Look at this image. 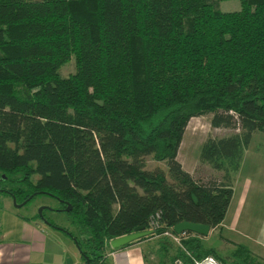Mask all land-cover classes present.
<instances>
[{
	"label": "trees",
	"instance_id": "16d2710c",
	"mask_svg": "<svg viewBox=\"0 0 264 264\" xmlns=\"http://www.w3.org/2000/svg\"><path fill=\"white\" fill-rule=\"evenodd\" d=\"M218 1L0 0V210L4 196L70 205L76 233L34 217L63 231L82 264H108L110 241L137 226L152 232L121 247L157 236L156 264H263L243 244L223 254L206 236L161 235L184 220L218 231L231 174L264 134V0L233 11ZM71 57L75 72L61 77ZM208 114L239 131L203 142L201 161L223 172L204 182L177 153L190 118ZM147 156L167 171L147 169Z\"/></svg>",
	"mask_w": 264,
	"mask_h": 264
},
{
	"label": "rangeland",
	"instance_id": "374dc122",
	"mask_svg": "<svg viewBox=\"0 0 264 264\" xmlns=\"http://www.w3.org/2000/svg\"><path fill=\"white\" fill-rule=\"evenodd\" d=\"M216 7L221 11L238 10L240 8V2L239 0H222L217 2ZM75 69V61L74 58L71 57L68 62L60 67L59 75L61 77H66L74 73ZM211 118V114L198 115L190 118L177 153V160L181 163L183 169L189 172L195 179L204 182L209 179H214L215 177H220L221 180L223 172L217 171L208 163L201 161L200 151L203 142L209 137L220 138L239 131L238 128L213 127ZM155 167L167 171L165 161H155L151 159V156H147L146 168L153 169ZM231 176V183L234 190L232 208H234L237 200L246 198L247 205H244L243 216L249 218L253 213H256L258 220L264 221V134L261 131H256L253 134L248 147L244 150L238 171L231 174ZM33 178H36V175H34ZM3 198L7 201V204L5 202V206L9 208L11 213L18 212L21 215H27L30 212H34L35 215H38L43 212L44 216L56 223L58 227H66L68 230L76 233V228L72 224V218L70 214L66 212L68 211L66 210L67 207L65 211L60 207L61 203L54 197L39 194L23 207L16 206L10 197L4 196ZM250 224L251 221L246 220L245 226L239 225L229 216L225 221V226L221 228V231H210V233L206 235L204 244L208 247H215L224 254L226 251L232 249L235 243L241 242L248 245L245 243L248 241L250 243V249H252L256 255L264 259V248L248 239L253 236L251 235L252 231L250 229ZM165 231L172 232L173 229H166ZM161 235L165 236L163 234ZM165 237H167L173 245H180L184 235L181 236V239L179 237L175 239L168 235ZM157 238V236L149 238L144 243L145 258H147L146 264H156L157 257L153 250L158 246ZM205 262L209 264H218L212 257H207L201 263L203 264Z\"/></svg>",
	"mask_w": 264,
	"mask_h": 264
},
{
	"label": "crops",
	"instance_id": "0c3cea01",
	"mask_svg": "<svg viewBox=\"0 0 264 264\" xmlns=\"http://www.w3.org/2000/svg\"><path fill=\"white\" fill-rule=\"evenodd\" d=\"M1 201L0 264H82L75 243L63 231L50 226L41 218H35L34 212L27 215H21L18 212L11 213L5 206L7 201L3 197ZM244 205H247V199L241 198L232 208V197L219 230L221 231V228L225 226V221L229 216L243 226L246 220H250L253 236L248 239L264 248V221L258 220L256 213L249 218L243 216ZM145 242H137L121 248H107L105 254L108 264H146ZM245 243L248 245L241 242L235 244L245 245L264 264V259L250 249V243L248 241Z\"/></svg>",
	"mask_w": 264,
	"mask_h": 264
},
{
	"label": "water",
	"instance_id": "95a60500",
	"mask_svg": "<svg viewBox=\"0 0 264 264\" xmlns=\"http://www.w3.org/2000/svg\"><path fill=\"white\" fill-rule=\"evenodd\" d=\"M13 203L18 207L21 206V204H22V203L16 204L14 199H13ZM70 209H71L70 205L67 206L66 210H70ZM39 213H40V211H39ZM172 229L177 234L183 233L185 231H189V232L198 234L200 236H206L210 231V227L208 224L196 223V222H191V221H186V220L176 223L172 227ZM151 232H152V230H145L143 228V226H137L134 228L133 232L112 239L110 241V246H111V248H119V247L124 246L127 243H129V242H131L137 238L148 235Z\"/></svg>",
	"mask_w": 264,
	"mask_h": 264
},
{
	"label": "built area",
	"instance_id": "2783aa9c",
	"mask_svg": "<svg viewBox=\"0 0 264 264\" xmlns=\"http://www.w3.org/2000/svg\"><path fill=\"white\" fill-rule=\"evenodd\" d=\"M158 218H159V213H156L154 217L153 216L151 217L150 226H151L152 229L153 228H159L160 225H159V223L157 221ZM184 233L185 232L177 234L174 231L173 232L165 231L162 234L165 235V236H167V235L171 236V237H173L175 239H177V237H179L181 239V236L184 235Z\"/></svg>",
	"mask_w": 264,
	"mask_h": 264
},
{
	"label": "bare ground",
	"instance_id": "6f19581e",
	"mask_svg": "<svg viewBox=\"0 0 264 264\" xmlns=\"http://www.w3.org/2000/svg\"><path fill=\"white\" fill-rule=\"evenodd\" d=\"M206 264V263H205Z\"/></svg>",
	"mask_w": 264,
	"mask_h": 264
}]
</instances>
